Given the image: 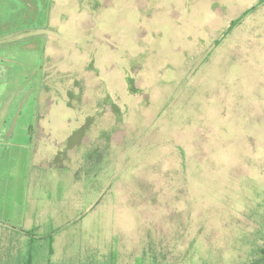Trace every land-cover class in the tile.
Segmentation results:
<instances>
[{
	"label": "rangeland",
	"instance_id": "obj_1",
	"mask_svg": "<svg viewBox=\"0 0 264 264\" xmlns=\"http://www.w3.org/2000/svg\"><path fill=\"white\" fill-rule=\"evenodd\" d=\"M2 147L0 219L57 230V264L255 261L264 2L0 0Z\"/></svg>",
	"mask_w": 264,
	"mask_h": 264
},
{
	"label": "trees",
	"instance_id": "obj_2",
	"mask_svg": "<svg viewBox=\"0 0 264 264\" xmlns=\"http://www.w3.org/2000/svg\"><path fill=\"white\" fill-rule=\"evenodd\" d=\"M264 2V0H260ZM240 19L231 23V28ZM0 230L3 231L4 238H0V264H57L53 260L55 231H48L40 235L37 228H25L23 226L6 223L0 219ZM258 250V248L256 249ZM261 255L249 264H264V248L259 249ZM45 259V262L43 260ZM90 258V257H89ZM93 257L92 259H94ZM137 257L135 264H163L158 255L146 252L144 256ZM118 251L112 252L105 264H120Z\"/></svg>",
	"mask_w": 264,
	"mask_h": 264
},
{
	"label": "crops",
	"instance_id": "obj_3",
	"mask_svg": "<svg viewBox=\"0 0 264 264\" xmlns=\"http://www.w3.org/2000/svg\"><path fill=\"white\" fill-rule=\"evenodd\" d=\"M41 131H35V130H31V129H29L28 130V135L30 136V140L32 141V143L33 142H35V140H37L38 139V137H39V133H40ZM6 147L4 148V147H2V148H0V177L3 175V173H4V177L6 178V179H8V177H10V176H12V177H14L15 179L17 178V176H18V178L19 177H21V176H19L20 175V166H18V160H16V163L17 164H15L14 162H13V160H8V161H6V160H4V155H5V151H6ZM33 151V150H32ZM32 151H30V153L32 152ZM12 154H14V153H12ZM16 154V153H15ZM15 156V155H14ZM57 157H58V155H57ZM29 164H30V161L28 160V162H27V166H24L23 165V169H22V172H25V174H24V176L26 177V179L29 181L30 180V178L32 177V175H31V173H30V167H29ZM25 169V170H24ZM13 179V178H12ZM29 187V186H28ZM29 189H30V187H29ZM26 228V227H25Z\"/></svg>",
	"mask_w": 264,
	"mask_h": 264
}]
</instances>
